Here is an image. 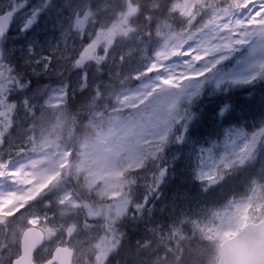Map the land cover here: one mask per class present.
<instances>
[{
	"label": "snow or ice",
	"instance_id": "obj_1",
	"mask_svg": "<svg viewBox=\"0 0 264 264\" xmlns=\"http://www.w3.org/2000/svg\"><path fill=\"white\" fill-rule=\"evenodd\" d=\"M241 259L264 264V0H0V264Z\"/></svg>",
	"mask_w": 264,
	"mask_h": 264
},
{
	"label": "water",
	"instance_id": "obj_2",
	"mask_svg": "<svg viewBox=\"0 0 264 264\" xmlns=\"http://www.w3.org/2000/svg\"><path fill=\"white\" fill-rule=\"evenodd\" d=\"M239 264H247V262H246V260L241 259L240 262H239Z\"/></svg>",
	"mask_w": 264,
	"mask_h": 264
},
{
	"label": "trees",
	"instance_id": "obj_3",
	"mask_svg": "<svg viewBox=\"0 0 264 264\" xmlns=\"http://www.w3.org/2000/svg\"><path fill=\"white\" fill-rule=\"evenodd\" d=\"M120 257V259H122L123 258V254H121V256H119Z\"/></svg>",
	"mask_w": 264,
	"mask_h": 264
},
{
	"label": "rangeland",
	"instance_id": "obj_4",
	"mask_svg": "<svg viewBox=\"0 0 264 264\" xmlns=\"http://www.w3.org/2000/svg\"><path fill=\"white\" fill-rule=\"evenodd\" d=\"M117 259H119V258H117Z\"/></svg>",
	"mask_w": 264,
	"mask_h": 264
}]
</instances>
